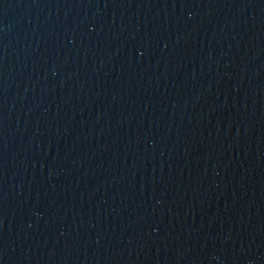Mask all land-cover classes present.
I'll return each instance as SVG.
<instances>
[{
    "label": "water",
    "instance_id": "obj_1",
    "mask_svg": "<svg viewBox=\"0 0 264 264\" xmlns=\"http://www.w3.org/2000/svg\"><path fill=\"white\" fill-rule=\"evenodd\" d=\"M0 264H264V0H0Z\"/></svg>",
    "mask_w": 264,
    "mask_h": 264
}]
</instances>
